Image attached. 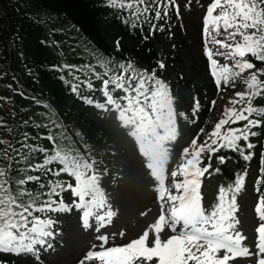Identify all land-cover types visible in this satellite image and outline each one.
<instances>
[{"label":"snow or ice","instance_id":"1","mask_svg":"<svg viewBox=\"0 0 264 264\" xmlns=\"http://www.w3.org/2000/svg\"><path fill=\"white\" fill-rule=\"evenodd\" d=\"M160 3L161 0H109L111 6L130 9L137 17L153 12L154 19L164 20L168 15L167 4L175 6L176 0H165L163 11L160 10ZM152 27L156 29L157 26ZM203 32L205 54L217 87L222 82L225 86L231 82L234 87L236 78L248 72L245 79L247 88L235 94L237 99L230 101L232 107L225 108L224 118L215 124L213 131L206 133V140L198 144L200 137L197 135L188 147L183 148L180 163L170 172V184H166V165L171 159L168 145L177 136V114L173 110V99L167 85L157 78L155 72H139L131 62L115 66L105 62L103 73L93 72L94 78L102 81L100 90L105 98V103L95 106L114 111L121 127L134 139L139 153L145 158L149 175L156 181L157 198L162 203L157 220L137 239L126 245L106 246L109 238L99 236L101 243L94 247L100 250L88 251L80 264L84 261H96L98 264H229L230 260L253 256L260 257L257 264H264V223L257 228L256 251L242 246L246 237L236 231L239 223L234 215L236 194L243 187L246 173L238 175L234 185L222 186L217 203L210 208H205L200 192V178L211 167L210 163L200 166L205 157L210 160L221 149H229L240 152L245 161L252 158L250 153L243 152L238 142L248 141L249 136L257 135L252 128L261 123L249 117L259 111L252 107V101L264 94V80L260 79L264 68L257 69L256 64L246 57L264 62V0H212L204 17ZM219 36L223 39H217ZM209 43L219 45V48L213 51L208 48ZM214 55L233 63L219 65L213 59ZM159 67L162 69L165 65L161 62ZM253 69L255 71H249ZM85 86L88 89L94 87L91 81ZM79 87V84L72 83L71 91L78 93ZM84 99L86 103L94 104L92 99ZM211 103L215 105L216 102ZM199 108L197 101L193 112H198ZM241 121L247 123L239 128L230 126ZM225 125L229 127L222 132ZM200 132L204 133V129ZM45 139L53 145L51 154L47 148L29 145L27 135L19 148L9 144L8 148L0 149V161H7L0 165V252L19 254L32 252L36 245L50 246V239L45 238L53 237L51 228L54 221L43 214L66 210L60 199L64 191H69L78 199V207L89 209L84 212L85 227L92 215L90 209L105 206L100 176L95 170L96 162L71 143L60 144L52 134ZM5 143L0 140V144ZM246 147L252 149L254 145L247 143ZM9 149L21 156V160L16 161ZM24 149L27 152H23ZM37 152L43 154V160L33 164L30 155ZM217 159L220 163L225 162L224 156ZM21 162L26 164L25 168H14V163ZM261 171L264 172V168ZM62 174L72 182L58 179ZM42 176L53 178L46 184ZM178 176L182 179H177ZM255 210L264 221V198ZM111 216L109 211L107 217L97 216V219L103 221ZM181 222L184 231L177 227ZM165 228L175 234L162 239L161 233Z\"/></svg>","mask_w":264,"mask_h":264},{"label":"trees","instance_id":"2","mask_svg":"<svg viewBox=\"0 0 264 264\" xmlns=\"http://www.w3.org/2000/svg\"><path fill=\"white\" fill-rule=\"evenodd\" d=\"M0 5V140L6 142L0 144V149L8 148L9 144L19 148L27 135L29 145L47 148L51 154L53 145L45 137L52 134L60 144L71 143L90 160L101 161L113 173L120 152L117 143L102 120L88 117L89 108L84 106V98L101 91L99 88L94 92L95 85L102 84V81L94 78L93 72L103 73L105 62L111 66L129 62L131 50L122 42L117 48L110 42L111 37H118L121 40L133 38L139 42L133 53L147 55L145 70L155 72L157 76L162 69L150 35L155 30L153 25L166 34L169 16L156 20L154 13L149 12L137 17L130 9L111 6L109 0H0ZM133 24L136 26L133 27ZM165 57L175 72L176 83H183L185 75L175 65L180 61L178 47L173 46ZM255 63L259 67L264 66V62ZM133 66L139 72L145 71L137 64ZM151 69L152 72L149 71ZM88 81L94 85L92 89L85 86ZM72 83L80 85L78 93L71 91ZM211 87L214 91L213 85ZM254 101L264 105V94L254 98ZM175 102L182 110L177 112L173 108L176 119H180L184 117L186 99L175 96ZM199 110L202 118H207L208 128H214L220 114L214 111L210 115L205 105ZM69 122L75 124L76 131L68 127ZM246 123L241 121L231 127L239 128ZM252 131L257 135L249 136L248 141L238 142L243 152L251 156L254 147L248 149L246 144H253L256 136H259L260 142L264 129L254 127ZM9 152L16 161L21 160V156L11 153V149ZM219 156L225 157L224 163L219 162ZM42 160V153L30 155L33 164ZM252 161L253 156L245 161L240 152L229 149H221L212 155L210 164L216 169L219 182L215 192L216 202L219 189L234 185L237 176L244 173L243 187L236 194V201L245 192ZM6 163L0 161V165ZM13 166L23 169L26 164L14 163ZM28 174L39 175L34 172ZM51 178L42 176L46 184ZM58 179L72 182L63 174ZM61 197L74 196L64 191ZM7 260V254L0 252V264Z\"/></svg>","mask_w":264,"mask_h":264},{"label":"rangeland","instance_id":"3","mask_svg":"<svg viewBox=\"0 0 264 264\" xmlns=\"http://www.w3.org/2000/svg\"><path fill=\"white\" fill-rule=\"evenodd\" d=\"M209 2L212 3L211 0H176L175 4L179 10L174 9L172 4H167L170 21L166 34L154 30L150 36L158 54L159 63L162 62L165 65L161 73L164 83L172 89L174 92L172 95L177 94L187 98L183 108L186 115L179 119V123L176 124V139L168 145L171 150V159L166 165V184L171 183L170 172L175 170L180 163V153L183 148L188 147L191 140L197 135L200 137L198 143L206 140L204 126L207 121L200 116V110L193 112L195 103L198 101L199 104L205 106L210 103L215 109L224 113L225 108L232 107L230 101L237 99L236 95L226 94L225 90L229 89L236 94L244 92L247 88L245 79L248 72H245L236 78L234 87L231 82L227 86L222 82L221 86L217 87L218 92L211 93L210 91L211 64L207 67L203 32V21ZM164 7L165 0H161L160 10L163 11ZM1 25L2 20H0ZM179 38L180 40L177 41ZM217 39H223V36H219ZM110 42L114 48L118 47L117 42L118 45L122 42V45L131 50L130 61L137 63L140 69L146 68L148 57L133 53V50L139 45L133 38L121 40L118 37H111ZM173 46L178 47L180 61L175 65L185 75L183 83H176L175 72L165 57L170 54ZM246 58L251 60L252 57ZM213 59L217 60L219 65L233 63L232 60H226L220 56L214 55ZM256 68L259 69L257 66ZM249 71H255V69ZM260 79L264 80V75L260 76ZM174 84L175 88H173ZM99 87L100 84L97 89ZM90 99L94 101V104H90L93 107L88 109V117L98 118L104 122L103 126L113 135L120 150L119 157L115 162L116 172L114 175L107 171L102 162L95 164V170L100 176V188L106 201L105 206L90 209L92 215L88 217V224L85 227L84 212L89 209L78 207L79 202L76 199L60 198L66 210L43 214L54 221L51 228L54 233L53 237L45 238L50 239V246L48 244L36 245L32 252L10 253L11 256L5 264H80L88 251L100 250L99 247H94L101 243L98 239L99 236L103 235L109 238V243L106 246L126 245L142 235L160 215L162 202L157 198L156 181L149 175V170L145 166V158L139 153L134 139L127 135L126 130L121 127L114 111H105L95 106L105 103L101 91L93 94ZM211 101H215V105H212ZM257 107L261 109L264 106L258 103ZM261 112L264 113V108ZM68 127L73 131L77 130L73 122H69ZM227 128L228 125H225L221 131L224 132ZM200 129H204V133H201ZM255 153L258 154V157H256L254 167L249 173L246 192L236 202L234 213L235 219L239 221L236 231L246 237L242 246L247 247L250 251H256L257 228L261 223H264L255 210L260 200L264 198V194L258 191L262 181L264 184V172L261 171L264 168V140L260 149H256ZM207 162L208 159L205 157L200 166H206ZM214 172L215 170L209 168V171L200 178V192L205 208H210L215 204L214 190L217 188L218 178H215ZM178 179H182V177ZM109 211L112 213L110 219L106 218L103 221L97 219V216L107 217ZM177 227L180 231L185 230L182 223ZM173 234L175 233L165 228L161 233V238L167 239ZM151 238L152 234L150 233ZM259 258L257 256L239 257L230 260L229 264H257ZM84 264H98V262L84 261Z\"/></svg>","mask_w":264,"mask_h":264}]
</instances>
